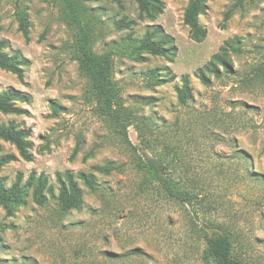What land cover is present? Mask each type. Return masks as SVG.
Wrapping results in <instances>:
<instances>
[{
  "label": "rangeland",
  "instance_id": "1",
  "mask_svg": "<svg viewBox=\"0 0 264 264\" xmlns=\"http://www.w3.org/2000/svg\"><path fill=\"white\" fill-rule=\"evenodd\" d=\"M77 1L93 52L111 60L124 106L146 135L158 137L157 153L173 163L175 180L199 198L189 205L149 184L136 166L135 129L128 128L129 145L96 113L74 48L77 29L61 2L0 0L3 51L28 61L22 79L0 68V91L13 87L31 97L21 105L26 114L0 113V123L29 128L33 153L30 162L2 167L0 178L10 187L20 174L23 187L31 173L43 174L54 191L38 205L32 186H25L11 216L0 207V264H210L206 238L224 234L234 256L264 264V82L252 78L264 63V0L245 3L227 19L233 0H207L199 15L206 30L201 42L183 22L187 0H160L162 12L142 20L132 0ZM129 20L135 24L120 27ZM155 26L173 38V56L138 49L137 40ZM215 53L227 69L219 65L203 83L194 73ZM164 75L175 80L160 83ZM182 75L189 76L185 102L177 98ZM7 153L17 151L0 141V156ZM106 162L114 164L111 173L92 169ZM67 171L82 205L63 212L56 173ZM79 172L92 173L98 190L86 188Z\"/></svg>",
  "mask_w": 264,
  "mask_h": 264
},
{
  "label": "trees",
  "instance_id": "2",
  "mask_svg": "<svg viewBox=\"0 0 264 264\" xmlns=\"http://www.w3.org/2000/svg\"><path fill=\"white\" fill-rule=\"evenodd\" d=\"M61 2L67 9L70 16V23H73L76 30L74 48L77 53V60L82 74L88 79V92L95 100L96 113L110 121L117 133L127 144L131 145L128 139V128L132 126L139 139L141 156L136 161L137 168L144 174V179L162 192L165 196L178 200L189 205L196 204L199 198L198 193L190 188L186 183L176 181L172 174L173 163L165 159L162 154L157 153L159 139L152 134L146 135L142 126L139 125L135 112L124 106L119 95L118 88L112 80V65L108 55H96L91 47V29L88 22H83L77 0H53ZM119 2V0H114ZM136 3L139 11V19H154L162 12V2L160 0H132ZM187 6L183 15V22L188 26L191 38L196 42H201L206 36V30L199 23V15L206 8L207 0H187ZM231 9L225 13V19L229 18L234 9L242 8L245 3L254 0H233ZM135 21H120L122 28H129ZM23 33L26 34V26L21 23ZM137 40V39H136ZM138 49L145 50L151 55L170 57L175 54L176 47L173 38L166 34L160 26L147 29L144 35L137 40ZM229 46V45H227ZM232 48V47H231ZM233 49V48H232ZM225 51L226 47H221ZM234 50V49H233ZM27 59L18 54L9 55L3 51V43L0 41V68L12 72L23 78V66L27 64ZM225 69L226 63L223 56L215 53L211 59L202 67L198 68L194 75L203 83L207 81V74H217L218 66ZM254 76L264 82V63L253 70ZM174 75H164L158 81L160 83L172 82ZM181 86L177 87V98L180 102H185L189 95V76L180 77ZM30 95L8 87L0 91V113L5 115H23L27 110L22 104L30 102ZM53 111H58V105H53ZM143 121V119H141ZM147 126V125H145ZM144 127V126H143ZM145 128V127H144ZM31 130L22 128L15 122L0 123V141H5L14 146L17 154L7 153L0 156V170L5 165L22 159L30 162L33 158L32 143L30 141ZM112 162H106L103 166H93V170L102 174H109L115 170ZM78 178L82 184L91 191L98 190V184L92 173L79 172ZM21 175L18 174L16 181L7 187L0 178V207L6 210V214L11 216L14 207L21 203L26 193V187L32 186V200L38 205H44L47 196H53L52 186H48V178L43 174L38 176L31 173L22 187ZM56 183L58 193L56 195L57 206L60 211L66 212L78 209L82 205V192L77 184L74 175L67 171L64 174L56 173ZM48 186V187H47ZM204 259L210 264H249L232 253L231 241L228 235H214L206 238V248Z\"/></svg>",
  "mask_w": 264,
  "mask_h": 264
}]
</instances>
